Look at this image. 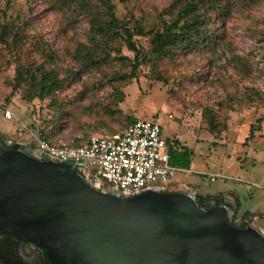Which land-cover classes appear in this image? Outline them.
Wrapping results in <instances>:
<instances>
[{"label":"rangeland","instance_id":"374dc122","mask_svg":"<svg viewBox=\"0 0 264 264\" xmlns=\"http://www.w3.org/2000/svg\"><path fill=\"white\" fill-rule=\"evenodd\" d=\"M175 1L111 2L118 19L148 30ZM222 2L226 12L210 15L208 29L218 36L213 50L201 45L156 61L148 53V38L134 37L149 60L122 88L120 114L109 117L102 110L111 99L109 81L114 73L129 70V64L111 61L84 72L73 55L78 44L87 43L85 18L52 0H0V33L7 26L16 34L0 42V138L34 141L43 128L61 122L67 139L82 136L83 142L119 134L128 117L154 121L165 141L178 140L194 153L190 170L177 172L168 192L183 191L182 183L199 185L200 193L231 191L239 213L255 211L248 221L264 230V121L247 141L250 125L264 115V0ZM113 46L120 48V56L133 58L122 42ZM29 66L58 73L63 86L55 106H49V99H23L24 86L12 93L16 71Z\"/></svg>","mask_w":264,"mask_h":264},{"label":"water","instance_id":"95a60500","mask_svg":"<svg viewBox=\"0 0 264 264\" xmlns=\"http://www.w3.org/2000/svg\"><path fill=\"white\" fill-rule=\"evenodd\" d=\"M0 139V234L36 244L50 264H264V236L224 203L190 192L107 194L23 143Z\"/></svg>","mask_w":264,"mask_h":264},{"label":"trees","instance_id":"16d2710c","mask_svg":"<svg viewBox=\"0 0 264 264\" xmlns=\"http://www.w3.org/2000/svg\"><path fill=\"white\" fill-rule=\"evenodd\" d=\"M52 1L87 20L89 26L86 38L87 43L78 44L73 55L74 61L80 65L82 71L98 69L102 65L110 64L111 61H117L120 64L127 63L130 66L129 70L114 73L109 81L111 85L110 103L102 108L103 113L109 117L120 114L118 105L124 101L122 88L125 84L137 78L141 66L149 60L147 53L134 42V37L148 38V53L156 61L169 58L176 51L186 52L199 48L201 45H207L211 47L210 50H213L217 45L215 40L218 39V36L215 33L210 34L208 29L211 20L210 15L222 16L227 10L222 0H177L162 12L158 23L153 24L146 30L139 22H135V25L130 27L128 21L118 19L114 12L112 0ZM11 34L7 26H2L0 42L6 43L5 38ZM12 35L16 38V34ZM119 41L133 54L132 59L120 56V48L113 46V43ZM113 53L115 56H112ZM49 58L51 61L53 60V56L50 55ZM15 74L12 93L24 86L26 87V92L22 98L28 102L49 99V106L56 105L55 95L62 89L63 83L55 69L29 66L21 67ZM204 114L209 118L214 117L212 110H205ZM135 120L128 117L126 119V127ZM263 121L264 115L257 118L255 123L250 125L247 141L251 140L261 130ZM60 124L61 122H57L45 129L43 128L40 131V136L51 143L63 141L74 146L83 145L90 138L83 142L82 136L67 139L61 133ZM114 135L118 134L111 136ZM166 146L170 164L182 170H189L194 155L193 151L181 145L178 140H166ZM195 198L199 205L212 202L216 205L225 203L231 210L230 206L220 196L205 195L195 196ZM244 215L249 216L250 213ZM232 224L243 226V224H235L234 217H232Z\"/></svg>","mask_w":264,"mask_h":264},{"label":"built area","instance_id":"2783aa9c","mask_svg":"<svg viewBox=\"0 0 264 264\" xmlns=\"http://www.w3.org/2000/svg\"><path fill=\"white\" fill-rule=\"evenodd\" d=\"M4 117L10 119L11 115L6 111ZM14 143H23L59 162L82 163L83 178L107 194L131 196L146 189L168 192L172 178L183 171L170 164L162 129L154 121L136 119L121 134L91 136L80 146L63 141L51 143L40 135L34 141ZM242 224L256 227L248 220ZM257 229L264 236V230Z\"/></svg>","mask_w":264,"mask_h":264},{"label":"flooded vegetation","instance_id":"af4514ba","mask_svg":"<svg viewBox=\"0 0 264 264\" xmlns=\"http://www.w3.org/2000/svg\"><path fill=\"white\" fill-rule=\"evenodd\" d=\"M5 141L8 147L17 149L15 143ZM0 264H50L45 252L36 244L19 240L11 235L0 234Z\"/></svg>","mask_w":264,"mask_h":264},{"label":"crops","instance_id":"0c3cea01","mask_svg":"<svg viewBox=\"0 0 264 264\" xmlns=\"http://www.w3.org/2000/svg\"><path fill=\"white\" fill-rule=\"evenodd\" d=\"M191 164H192V162H191ZM181 186L183 188V191H181V192L192 191L195 196H205V195L220 196L223 199V201L226 202L230 206L232 217H234L235 224L241 225L244 221L249 220L248 216H245L243 213L242 214L239 213V208H240L239 202H238L236 196L233 193H231V191L216 190V191H206V192L200 193V186L197 184L188 186V185L182 183ZM231 199L235 200L236 202H231ZM253 212H255V211H252L250 213H253Z\"/></svg>","mask_w":264,"mask_h":264}]
</instances>
